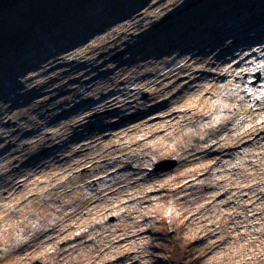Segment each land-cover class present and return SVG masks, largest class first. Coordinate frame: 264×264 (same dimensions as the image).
Here are the masks:
<instances>
[{
	"label": "bare ground",
	"instance_id": "6f19581e",
	"mask_svg": "<svg viewBox=\"0 0 264 264\" xmlns=\"http://www.w3.org/2000/svg\"><path fill=\"white\" fill-rule=\"evenodd\" d=\"M141 9L139 5L134 11ZM75 14L76 12L70 16ZM69 17L63 16L62 21ZM231 24L233 27L234 24ZM249 24H239V27L246 31ZM52 27L56 28L53 25L48 28ZM216 27L218 30L213 36L205 39L209 46L207 52L199 54L200 56H191L178 66L173 64L162 73L145 75L146 79L153 77L150 81L141 79L135 83L138 88L142 86L156 89L157 94L153 99L161 98L155 106L162 107L160 118L155 122L157 129H150L153 122H137L123 124L133 126L130 132L125 130L127 127H123L115 133L106 134L100 127L101 129L92 128L84 134L86 128L82 127L89 125L87 123L91 118H87L86 113L85 116L70 114L67 121L58 123L60 128H56L58 124L52 127V146L38 151L43 134L40 127L30 128L29 132L32 134L23 141L22 148H15L13 141L6 142V139L15 137L20 131L16 127L20 124L2 120L3 117L11 118L12 108L0 109V177L3 178V183L0 184V214L7 212L10 215L21 211L23 216L22 209L26 201L39 195L46 186L56 185L59 177L68 172L72 173L68 183L77 179L80 182L79 191L85 197L82 207L63 213L60 218L54 214L46 221L45 226L39 224L42 222L39 218L29 214V218H35V224L25 223L22 232L11 236V240L16 242L13 246L17 244L16 250L25 247L21 253L23 260L33 258L48 264H153L152 252L156 247L152 239V221L156 218L157 209L161 211L164 206L159 207L152 203L165 198L167 192L172 200L169 216L182 217V222L187 223L188 231L217 229L214 223L207 221V214L224 215L227 210H231L229 215L246 218L238 223L237 228L232 224L231 229L253 228L252 231L258 235L264 234V55L240 50L235 54L241 56L248 53L245 59L238 56L235 63L224 67L227 60L219 62L217 58L231 53L230 49L235 45L248 48V44L241 45L238 42L256 40L258 35L254 33L235 40L228 47L222 46L217 51L221 53L216 55L214 46L221 42L217 34L222 32L226 25L220 22ZM233 33L235 34V31ZM39 36L38 30L30 40ZM131 39L132 37L129 40ZM30 40L19 49L20 54L26 47H32L28 45ZM120 40L123 38L115 40V43ZM181 40L172 41L168 45L169 50L161 51L169 56L167 61L171 62L177 56L179 51L174 49ZM39 41L41 40H37L35 44ZM153 51L141 53L138 57L140 61L143 60L145 74L149 72V66L157 69V65L162 62L161 57L151 54ZM86 55L85 62L79 65V72L86 68V63L91 58L90 53ZM258 57L262 62L259 68L261 74L256 76L260 80L259 85L254 81L244 82L245 72L239 71L235 74L236 67L251 68L253 62L250 58ZM1 60L0 56V70L5 74L8 68L6 65L11 59L6 67ZM101 64L103 65V62ZM46 69L47 67H43L41 70ZM169 76H173L176 81L162 94L158 85ZM183 76L185 80H182ZM140 77L142 76L134 79ZM9 78L10 75L6 76L2 84ZM97 78L91 76L88 80V90L92 93L98 92L99 95L92 99L85 109L105 108L110 105L112 109L108 114L121 113L123 106L120 104L135 93L125 87L119 92H115V89H119V84L128 83L130 75L125 74L119 81L112 80L104 87L105 93L99 88H92L98 82ZM237 82L242 83L239 90ZM7 84L4 83L3 86ZM84 89L88 91L84 82H81L77 95L83 94ZM246 89L252 90L251 95L257 98L253 109L249 105L245 109L239 106L243 102L240 95L242 94L244 99L247 97ZM35 91L36 89L33 93ZM223 102L225 105L220 108ZM115 104L119 106L116 108ZM72 107L77 109L76 105ZM104 116L106 115L95 117ZM57 119L58 116L49 123ZM174 137L175 148L170 152L178 153V167L181 169L176 175L158 174L156 168L148 167L151 166L152 158L138 150L150 145L155 153H159L167 148L169 141L174 140ZM124 138L127 140L123 141ZM107 140L108 144L114 143L105 147L101 153L92 152L99 146H107ZM75 145L79 147L76 149ZM5 148L8 152L4 151ZM62 153H65L62 155L64 157L60 158ZM16 161L17 165H14ZM87 163L89 167H86ZM259 166L263 170H254ZM247 170L253 171L245 172ZM58 186L52 187L51 191L47 190L51 198L57 196L56 188L63 190V196L73 190L72 188L66 191L63 185ZM56 200L57 203L60 202L58 198L53 199ZM61 208H68V205L64 203ZM79 213L86 219L97 220L87 228L68 236L73 228H78L81 224L71 222ZM105 216L131 225L121 229H117L115 225L109 228ZM60 237H64L61 251L56 254L54 250L47 252L45 249Z\"/></svg>",
	"mask_w": 264,
	"mask_h": 264
},
{
	"label": "rangeland",
	"instance_id": "374dc122",
	"mask_svg": "<svg viewBox=\"0 0 264 264\" xmlns=\"http://www.w3.org/2000/svg\"><path fill=\"white\" fill-rule=\"evenodd\" d=\"M139 5L142 9L135 12L134 9ZM85 7L82 12L62 21L59 27L40 28V36L30 40L31 43L28 45L32 47L30 46V49L26 47L22 54L19 51L12 52L1 58L4 66L11 59L6 65L8 66L6 73L3 74L0 70V109L12 108V119L3 117L2 120L20 124L16 126L20 130L16 136L6 139V142H15V148L23 147V141L30 137L32 133L29 131L33 126L40 127L43 131L38 151L49 148L53 144L50 140L52 127L59 122L67 121L70 114L85 116L86 113L87 118H91L87 123L89 125L82 127L86 128L84 134L92 128H102L103 132L108 134L127 127L125 130L130 132L133 126H123V124L137 122H153L150 129H157L158 125L155 122L160 118L162 107L155 106L161 98L153 99L157 94L156 89L142 86L138 88L135 83L141 79L150 81L153 77L146 79L145 75L152 76L156 72L162 73L173 64L178 66L191 56H200L201 53L207 52L209 46L205 39L213 36V33L218 30L216 24L220 22L226 27L217 34L221 42L216 43L218 46H214L216 55L221 53L217 51L222 46L228 47L235 40H240L245 36L249 37L254 33L258 35L256 40L238 42L241 45L248 44V48H239L240 46L235 45L230 49L231 53L224 54L220 59L217 58L219 62L227 60L224 67L237 61L236 58L239 56L237 53L240 50L242 52L255 51L260 56L264 55V0H96ZM132 12L134 14H129ZM231 23L234 24L233 27ZM243 23H250L246 31L239 27V24ZM131 37L132 39L129 40ZM121 38H123L122 41L115 43V40ZM179 39L182 40L174 49L179 51L177 56L171 62L167 61L169 56L161 51L169 50L168 45L174 40L178 42ZM37 40L41 41L35 44ZM125 41L128 42L124 43ZM150 50H154L151 54L161 57L162 62L157 65V69L149 66V72L145 74L143 60L140 61L138 57L141 53H150ZM35 53L38 54L34 57ZM88 53L91 54V58L87 61L86 68L79 72V65L85 62ZM247 54L239 56L240 59H245ZM250 60L253 62L251 68L236 67L235 74L244 71V82L254 81L256 85L257 82L259 85L260 80L254 75L261 74L259 71L261 59L258 57L250 58ZM43 67H47L46 71L41 70ZM125 74H129L131 78L127 81L128 83L119 84V89H115V92L125 87L133 91L135 95L120 104L123 106L121 113L108 114L112 109L110 105L105 108L85 109V106L99 95L98 92L92 93L88 90V80L91 76L98 77V82L92 88H99L105 93V86L112 80L119 81ZM8 75L11 78L6 80L4 83L8 84L3 86L2 81ZM138 76L142 77L134 79ZM181 78L186 79L184 76ZM167 79L162 80L158 85L162 94L176 81L173 76ZM81 82H84L88 91L84 89L83 94L77 95V88ZM241 84L237 82L238 90ZM34 89H36L35 93H33ZM247 89L245 90L246 99L242 94L240 95L243 99V102L239 104L241 109L247 108L251 103L248 94L252 91ZM73 105L77 106L76 110L73 109ZM115 105L116 108L119 106V104ZM222 105L225 103H221L220 108ZM99 115L106 116L96 118ZM57 116V121L49 123ZM56 128H60V124L56 125ZM190 130L193 129L190 128ZM115 139L117 138H113ZM173 139L169 141L167 148L159 153H155L150 145L138 150L152 158L151 166L148 167L156 168L155 171L158 174L176 175L181 169L178 167V153L170 152L172 148H175L176 138ZM126 140V138L123 139V141ZM108 142L109 140L105 142L107 146H99L92 152L101 153L105 147L114 143L108 144ZM78 145L74 147L77 149ZM7 150V148L4 149V151ZM63 154L65 153L60 154V158L64 157ZM14 165H17V161ZM86 167H89V164ZM261 168L259 166L254 170L264 169ZM248 171L253 170L245 172ZM212 172L214 173V170ZM71 175L72 173L68 172L60 176L56 185L46 186L39 195L26 201L22 209L23 216L21 211L10 215L7 212L0 214V264H48L43 260L33 258L23 260L21 253L24 252L25 247L16 250L17 244L13 246L16 242L11 240V236L22 232L25 223L35 224V218H29V214L39 218L42 221L39 224L45 226L46 221L50 220L54 214L59 215L57 218H60L63 213L82 207L85 197L79 191L80 182L76 179L68 183ZM2 183L3 178L0 177V184ZM59 184L63 185L66 191L72 188L73 190L70 194L63 196L61 194L63 190L56 188L57 196L51 198L47 190L51 191L52 187H59ZM85 192H87L86 189ZM166 194L165 198L152 203L155 206H164L161 211L157 209L156 218L152 221L154 233L152 239L156 247L152 252L153 264H264V234L258 235L252 231L253 228L248 230L230 228L232 224H235L233 227L237 228L238 223L246 218L229 215L231 210H227L224 215L220 213L214 216V213H211L207 214V221L214 223L217 229L205 228L206 230L198 232L188 231L187 223L182 222V217L169 216L172 200L169 198V193ZM54 198H58L60 202L53 201ZM64 203L68 205V208H61ZM105 219L109 228L115 225L117 229H121L131 225L127 222L120 223L110 216H105ZM96 220V218L86 219L82 213H79L71 222L77 224L81 222V224L78 228H73L68 236L87 228ZM63 238H58L52 246L45 250L47 252L54 250L55 254L59 252Z\"/></svg>",
	"mask_w": 264,
	"mask_h": 264
},
{
	"label": "trees",
	"instance_id": "16d2710c",
	"mask_svg": "<svg viewBox=\"0 0 264 264\" xmlns=\"http://www.w3.org/2000/svg\"><path fill=\"white\" fill-rule=\"evenodd\" d=\"M93 1L96 0H0L1 58L19 51L40 28L59 27L63 16L78 14Z\"/></svg>",
	"mask_w": 264,
	"mask_h": 264
}]
</instances>
